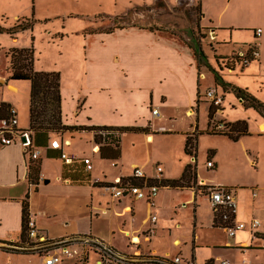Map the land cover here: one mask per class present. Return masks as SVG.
<instances>
[{
	"label": "crops",
	"instance_id": "obj_1",
	"mask_svg": "<svg viewBox=\"0 0 264 264\" xmlns=\"http://www.w3.org/2000/svg\"><path fill=\"white\" fill-rule=\"evenodd\" d=\"M158 1L141 0L140 4L153 8ZM225 1L227 0H198L200 9L198 22L209 31L210 35L212 46L209 53L203 52L200 46L195 52L191 46L156 29L110 24L105 28L103 25L99 27L84 25L77 28L71 27L68 20L78 14L61 15L64 19L54 35L61 45L66 44L68 38H74L82 57L79 63L80 71L79 66L75 68L72 63L68 70H65L66 73L62 69L58 71L61 121L65 125L80 128L50 132L47 145L35 146L32 142V131L29 130L30 84L28 88L24 87L26 89L24 95L0 100V104L6 105L5 112L12 107L17 115V124L12 134L14 141L9 145H0V242L19 239L22 200L25 199L28 204V216L35 220L40 231L54 238L91 234L105 239L119 255L140 258L152 255L166 257L171 261L174 257H180V261L174 264H209V261L212 264H219L218 261L223 259L222 254L227 251L238 255L237 259L232 260L233 264H252L251 256L254 254L258 257L261 248L249 245L251 239L246 229L238 231L231 238L223 226L214 225L213 218L216 212L209 200L206 201L209 213L203 220L199 208L204 194L197 189V185L226 187L232 190L237 204L236 212L231 217L232 221H248L253 217L263 221L264 206L260 211L257 200H253L254 205L251 208L244 207L246 185L206 181L205 178L198 177L197 164L198 183L184 187L160 185L156 195L151 198L152 205L146 197L134 198L124 195L114 198L108 192L103 195L102 185L96 184V182L105 184L116 179H127L136 166L142 168L147 178L155 175L157 165L162 166L161 179L179 178L184 166L192 160L184 152L186 136L195 132V129L197 132V128L180 131L167 128L160 123L163 117L160 115H168L169 112L173 113L180 109L194 114L195 110L196 115L192 117L195 121L202 103L206 104L208 115L210 106L204 93L211 87L218 88L211 69L215 70L224 81L231 83L225 90L222 87L218 88L223 92L224 98L228 93L237 95V91L232 90L233 86L245 90L264 105V98L254 94L248 85L232 83L226 77V74L235 73L238 68L240 70L245 68L246 75L250 74L259 81L260 89L264 91V0L253 3L255 12L245 24H234L235 19L230 12L222 14L228 5ZM176 2L181 3L182 0ZM187 3L189 4L188 1ZM235 28L251 30V33L244 37H235L233 35ZM257 28L261 30L258 36L254 33ZM11 40L14 43L18 41L15 36H11ZM240 43H245L247 47L242 49ZM250 45L256 46L258 55L246 65H240L236 57L232 59V65L227 66L228 68L222 61H217V56L225 59L230 54L237 56L240 53L245 54ZM224 47H228V50L225 51ZM201 59H204L203 63ZM207 77L209 83L203 87V80ZM23 81L28 80L16 81L6 78L3 84L17 91L18 86L12 84ZM236 98L238 102L243 103L241 96ZM154 106L160 109L161 114L151 117L150 109ZM217 110H222V107ZM259 118L256 127L260 132V126L264 129V117L260 115ZM217 120L229 122L222 118ZM208 124L209 118L207 128ZM91 126L138 127L140 130L124 132H118L113 128L106 130L111 135L119 137L118 157L108 158L100 155L99 145L94 142V132L86 129ZM262 131L261 134H264V130ZM22 133H26L29 144H23ZM127 133L144 136L145 142H153L152 133H158L157 136L181 133L183 148L176 156L171 155L167 161L165 158L154 159L146 156L125 159L123 153L121 154V139ZM54 140L60 143L59 149L51 146ZM106 145L113 146L111 143ZM34 150L38 151L35 159L30 156ZM59 152H64L66 155L73 154L77 159L65 160L61 158ZM83 158L90 159V170L86 169L82 162ZM208 161L210 160H206L205 164L207 169L216 166L214 163L207 166ZM30 163H36L39 167L35 190L28 179ZM45 179L47 183L44 182ZM54 183L58 185L55 186ZM95 188L101 190L103 199H98L94 193ZM262 194L264 195V189ZM251 195L256 197L258 194L252 190ZM38 196L42 197L40 201L37 199ZM53 205L65 211L61 231L53 228L51 218L56 215V209L51 208ZM249 206L251 205L247 207ZM191 214L192 228L188 227V231L181 236L185 228L183 221L187 217L190 221ZM152 215H156V221L153 224L154 230L149 234ZM99 216L106 218L104 222L105 225L110 226L109 231L104 232L102 229L100 233L96 226ZM117 222L119 233L126 238L122 249L113 243L117 234L113 232L112 225ZM159 238L162 241H169L171 246L178 248V251L175 250L173 255L168 250L158 251L153 244ZM181 245L182 248L179 249ZM204 249L207 250V254L204 259L199 260L197 252ZM0 252L9 255L5 264H18L17 256L20 255L37 256L12 253L2 249ZM97 259L96 253H89L88 264L97 263ZM71 261L73 260L65 259L60 264H71ZM37 264H44L41 257ZM229 264L232 262L229 261Z\"/></svg>",
	"mask_w": 264,
	"mask_h": 264
},
{
	"label": "rangeland",
	"instance_id": "obj_2",
	"mask_svg": "<svg viewBox=\"0 0 264 264\" xmlns=\"http://www.w3.org/2000/svg\"><path fill=\"white\" fill-rule=\"evenodd\" d=\"M159 0L156 7L148 8L141 5V0H0V25L4 27H10L16 22H20L22 18H29L33 20L32 27L29 29L16 32L13 36L17 38V43L11 40V36L5 32L0 33V100L2 98L20 97L24 95L26 89L24 87L29 86V81L18 82L12 84L18 86V90L14 91L11 88L5 86L4 81L7 76V50L11 47H32L34 54L33 68L38 71H59L65 70L72 65L80 71L82 57L81 50L74 41V38H68L66 44L61 45L58 41L55 32L60 29L61 23L64 19L61 16L64 13L78 14L76 17L68 20L70 26L80 28L84 25L86 27H99L113 25V26H127L136 25L144 28L156 29L159 32H163L166 35L176 39L177 41L191 46L196 52L198 46L204 51H210V35L209 31L198 22L200 19V9L198 0L191 2L190 0H182L181 3H177V0ZM189 2V4L187 3ZM257 0H227V8L224 9L222 14L227 12L233 14L235 19L234 24H245L249 22L251 15L255 12L254 2ZM123 16V17H121ZM18 20V21H17ZM233 32L235 37H244L246 34L251 33V30L237 29ZM16 41V40H15ZM242 45V46H241ZM242 49L247 47L245 43H240ZM224 50H228V47H224ZM206 53V52H205ZM207 56V54H206ZM237 55L230 54L225 59L217 56V61H222L223 65L231 66L232 59H235ZM220 59V60H219ZM204 62V59H201ZM227 67V68H228ZM41 68V69H38ZM66 73V72H65ZM64 73V74H65ZM226 77L231 80L232 83L246 86L253 90L260 98H264V91L260 89V83L252 75H246L245 68L240 70L238 68L235 73H228ZM5 79V80H4ZM209 83V78L203 80L202 86L205 87ZM231 84V83H230ZM220 87V88H219ZM213 88V87H211ZM221 89V86L218 85ZM217 90L220 92L221 90ZM222 102V110L214 111V118L225 119L229 122L236 120H245L247 123V134L240 135L236 141L229 139L225 135L210 134L207 128V109L206 104L202 103L198 110L197 120L194 121L192 117L196 115L186 113L184 109L177 110L175 112H169L168 115H162L160 112L161 124L167 128L175 130H189L197 128L199 134L197 135V149H196V164L198 169V177L205 178L206 181L222 182L225 184H240L246 185L245 190L246 199L243 201L245 208H251L254 205L253 200H257L259 210H263L264 203V134L262 127L260 126V132L257 130V122L260 120V114L250 107H245L234 94L228 93ZM209 106L210 101L207 100ZM207 104V105H208ZM212 107H214L212 105ZM160 110V109H159ZM171 117V119L169 118ZM205 129V130H204ZM207 129V130H206ZM227 130L225 126L223 128ZM196 131L189 135L195 134ZM154 136L153 142H145L144 136L127 133L123 135L121 139V154L123 153L125 159H133L136 157H151L154 159L165 158L166 161L171 155L176 156L178 151L182 150V135L178 134H159L152 133ZM193 160V159H192ZM206 160H210L216 166L212 169L205 167ZM198 183V181H197ZM202 184V183H199ZM57 186V183H54ZM52 190L54 188H51ZM94 190L98 199H103L101 190L95 188ZM257 192L256 197H252L251 192ZM209 190L204 188L202 193L207 196ZM102 194L106 195L107 191L102 189ZM201 194V195H203ZM203 195L201 199L199 213L204 220L208 213V205L206 201L207 197ZM106 197V196H105ZM40 196L37 199L40 201ZM248 205H251L247 207ZM53 205L51 208H55ZM56 215L52 217L53 228L57 231H61L63 228L62 222L65 219V211L61 208H55ZM257 212V214L260 213ZM264 212V211H262ZM106 218L99 216V220L96 223L97 228L104 229V232L109 231L110 226L104 222ZM185 234L188 231V227L192 228L193 216L191 214V220L188 217L183 221ZM94 226V224H93ZM113 232L117 234L113 243H116L117 247L124 246L126 238L122 233H119L118 222L112 225ZM187 235V234H186ZM106 242V240L104 239ZM13 243H18L20 240H11ZM107 243V242H106ZM158 251L164 252L168 250L171 255L178 248H175L169 244V241H165L159 238L153 244ZM254 247L262 245L260 240H251V244ZM5 246L12 248V246L6 243L0 242V247ZM246 244H244V247ZM182 248V245L179 249ZM22 248L18 247L21 251ZM25 251V249H24ZM29 251V250H28ZM176 251V252H177ZM207 250L198 251V259H204L207 254ZM257 251V250H254ZM175 252V253H176ZM258 257L254 254L251 256L252 264H263L264 260V248L259 251ZM23 254V253H18ZM27 254V253H26ZM28 254H35L30 251ZM0 264H5L7 257L6 253L0 252ZM37 255V254H35ZM237 253L224 252L222 254L223 259H229L230 263H234L233 259H237ZM39 255H20L17 256L18 264H37L39 262ZM71 264H82L76 259H72ZM216 262V261H215ZM209 264H212L210 261ZM219 263V261H218ZM83 264H86L83 262ZM215 264V263H214Z\"/></svg>",
	"mask_w": 264,
	"mask_h": 264
},
{
	"label": "built area",
	"instance_id": "obj_3",
	"mask_svg": "<svg viewBox=\"0 0 264 264\" xmlns=\"http://www.w3.org/2000/svg\"><path fill=\"white\" fill-rule=\"evenodd\" d=\"M260 28L254 30L256 36L260 34ZM258 55L255 45H250L245 54L238 55L240 65H246L251 60L255 59ZM205 97L210 101L216 110L222 105L224 94L219 92L216 88H209L205 93ZM151 117L159 116V110L156 106L150 109ZM17 124V115L14 108L9 109L8 118L1 119L0 127V145H9L14 141L12 134L15 131ZM225 127L222 120L212 119L210 122V128L216 131L224 130ZM25 135L26 133H22ZM24 145L29 144V139L23 142ZM53 148H60V143L54 140L51 143ZM38 155V151L34 150L30 153V156L35 159ZM61 158L74 161L77 159L75 155H66L64 152L60 153ZM87 170H90L91 163L89 158H83ZM212 164L211 161L207 162V166ZM162 166L157 165L155 168V175L153 177H145L144 171L140 167H134L132 173L127 179H116L112 182H107L102 185L111 197L118 198L124 195H130L134 198H148L150 204L153 202L151 198L154 197L160 187L158 181L161 180ZM207 199L214 208L216 213H220L222 222L230 221L229 225H223L229 237H234L240 230L246 229L249 232L251 240H260L262 242L261 248H264V220L253 217L248 221H232L231 217L236 212L237 204L232 190L226 189L221 186H214L208 188ZM150 226L148 233H152L154 230L153 224L156 221V215L150 217ZM27 236L30 240V244L25 246H13L21 250H29L39 255L44 264H60L65 259H76L83 264H88L89 253H96L98 255L97 263L95 264H174L180 261V257H174L173 260H169L166 257H158L148 255L144 258L130 257L126 255H119L116 250L113 249L103 239L91 234H77L54 238L43 231H40L36 226L35 220L29 216L27 220ZM219 264H229L227 259L219 260Z\"/></svg>",
	"mask_w": 264,
	"mask_h": 264
},
{
	"label": "trees",
	"instance_id": "obj_4",
	"mask_svg": "<svg viewBox=\"0 0 264 264\" xmlns=\"http://www.w3.org/2000/svg\"><path fill=\"white\" fill-rule=\"evenodd\" d=\"M199 8V7H198ZM20 22H16L10 27H4L0 25V33L5 32L9 35H14L16 32L29 29L32 27L33 20L29 18H22ZM18 21V20H17ZM9 65L7 66V75L9 80H28L30 82L29 91V130L32 131V142L35 146H45L48 143L49 133L58 132L60 130H72L80 127L65 125L61 121V109H60V74L58 71H38L34 70V54L32 47H11L6 51ZM236 60H239V56H236ZM214 80L217 85H220L225 90L230 84L223 80L220 75L213 69ZM233 91L236 92V96L242 97L243 105L245 107H251L256 110L260 115H263L264 105L257 100L254 96L249 94L243 89L233 87ZM6 105L0 104V118H8L9 109L5 112ZM215 107L212 105L208 111V118L210 122L213 119ZM227 130L216 131L212 128H208V133L225 135L229 139L236 141L240 135L248 133L247 123L245 120H237L234 122H224ZM118 130V132L124 131H139L138 127H107V126H91L89 130L94 132V142L99 145L100 155L108 158H116L119 155V137L113 136L106 130ZM98 130H105L104 132L98 133ZM196 131V129H195ZM194 133V132H193ZM197 131L195 134L187 135L184 143V152L193 160H190L182 171V174L177 179H161L160 185L169 187H184L192 186L197 183L196 179V149H197ZM113 144V146H107L106 144ZM61 153V152H59ZM60 155V154H59ZM39 171L38 164H29L28 179L33 185V189H36L37 184V173ZM45 183L48 181L45 179ZM97 185H103L102 182H96ZM214 186L197 185V189L202 193L204 188H212ZM226 188V187H224ZM228 189V188H226ZM28 204L24 199L22 200V216H21V232L19 236V244L12 243L11 241L3 242L12 248L2 246L0 249L12 253H30L27 250H21L14 248L13 246H25L30 244V240L27 236V220H28ZM213 224L216 226L229 225L230 221L222 222L220 213H215L213 218Z\"/></svg>",
	"mask_w": 264,
	"mask_h": 264
},
{
	"label": "water",
	"instance_id": "obj_5",
	"mask_svg": "<svg viewBox=\"0 0 264 264\" xmlns=\"http://www.w3.org/2000/svg\"><path fill=\"white\" fill-rule=\"evenodd\" d=\"M21 139H22V141H25L26 137L24 135H21Z\"/></svg>",
	"mask_w": 264,
	"mask_h": 264
}]
</instances>
